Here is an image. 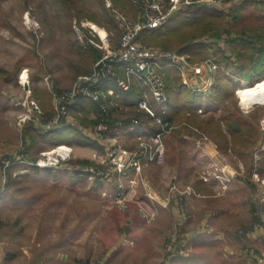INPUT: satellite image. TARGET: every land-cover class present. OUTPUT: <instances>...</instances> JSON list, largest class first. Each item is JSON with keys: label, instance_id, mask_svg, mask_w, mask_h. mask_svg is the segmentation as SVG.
<instances>
[{"label": "rangeland", "instance_id": "1", "mask_svg": "<svg viewBox=\"0 0 264 264\" xmlns=\"http://www.w3.org/2000/svg\"><path fill=\"white\" fill-rule=\"evenodd\" d=\"M188 1L190 7H207L214 2L215 8L226 10L224 23L201 39L211 41L217 37V43L227 55L230 53L224 40L230 33L256 36L259 45L264 46V5L242 3L236 6L238 10L229 11L238 0ZM139 3L135 6L138 11L143 2ZM112 6L130 20L137 16L126 7ZM113 16L105 0H0V170L3 162L20 150H25V162L29 163L40 160L42 152L56 157L53 152L58 146L70 150L69 158L59 161L58 166L38 168L24 162L8 167L5 175L10 176V183L4 190L1 186L6 179L0 172V248L12 264H141L147 260L153 242L150 238L153 234L146 228L157 222L159 210L167 207L166 210L172 211L176 207L167 217L171 234L166 238L161 236L163 251L166 257L169 251L171 257L170 251H176L174 247L178 245L177 237L192 233L203 218L200 215L216 206L226 208L228 204L225 196L214 195L213 200L212 194L203 199L193 191L186 204L179 205L183 196L177 193L194 187L199 176L207 171L208 160L200 159L197 145L202 143L205 148L218 149L227 164L238 166L242 178L248 177L249 164L263 165L264 103L245 106L242 98L246 91L264 85V80L252 85L249 80L238 78L227 82L221 74H216L215 79L219 77L222 83L226 82L228 92L233 90V95L214 103L199 93L203 114H179L173 121L174 129L161 140L160 159L140 165L138 176L131 171L118 173L108 162L109 155L116 150H139L135 139L131 148L127 144L122 148H99V138V142L85 139L90 148H82L84 142L77 143V140L69 146L44 141L47 133L42 132L39 125H46L53 117L48 118L46 114L52 111L55 114L56 97L68 93L75 80L89 74L95 64L96 48L80 45L74 26L89 22L105 29L112 45H116L121 33ZM153 48L167 50V47ZM95 51L100 54L98 49ZM191 65H199V62ZM23 73L25 86L21 84ZM166 73L172 74L173 70L167 69ZM240 82L238 93L233 83ZM169 95L170 106L179 105L181 96ZM130 99L136 102L138 96ZM122 113L120 118L140 113L141 123L148 120L137 108H124ZM223 118L229 121L224 122ZM68 121L95 127L90 113H71L62 123ZM227 122L237 123L233 124L235 133L229 131ZM33 135L37 138L32 139ZM224 149L230 151L223 153ZM261 158L262 163L254 165L257 163L254 161ZM183 172L186 175L180 177ZM250 176L253 186L260 189L257 202L260 203L264 196V174ZM174 182L179 185L172 186ZM148 194L156 195L159 200L167 196L179 200L172 207H158L149 201ZM150 208L154 210L152 215L144 214L151 211ZM161 222V225L168 224ZM244 230L247 229L239 234ZM126 242L134 244L130 246ZM118 247L119 250L125 247L120 254L114 251ZM224 249L209 241L194 243L193 239L184 247L189 257L200 254L204 255L202 259L220 258Z\"/></svg>", "mask_w": 264, "mask_h": 264}, {"label": "built area", "instance_id": "2", "mask_svg": "<svg viewBox=\"0 0 264 264\" xmlns=\"http://www.w3.org/2000/svg\"><path fill=\"white\" fill-rule=\"evenodd\" d=\"M134 6L139 5L142 1L141 9L138 11L134 20H130L120 11L114 10L111 1L105 0L107 9L111 10L114 15L118 30L121 35L116 45H112L111 36L105 29H100L89 22H82L74 26L77 40L80 45H88L100 51V57L95 62L92 71L78 77L71 90L65 94H59L54 103L55 114L46 123L39 125L44 133H48L55 129L57 125L70 118V112L77 103L78 99L86 100L93 110V116L97 124L95 126V134L99 139L110 136L109 148H122L118 142L120 133L132 132L134 129H145L143 133L134 136L139 150L133 152H125L124 150L115 151L109 155V164L114 166L118 173L131 171L135 175L141 171L142 166L152 162H157L162 155V138L169 134L173 129V124L166 121L169 116L170 100L167 96L166 79L171 77L166 73L167 69H172L180 74L182 85L187 87L193 93L208 94L212 87V81H208L201 89L192 88L188 80L189 60L187 56L180 54L178 51L147 48L138 42V36L142 31H153L164 26L168 20L176 14L180 8L191 5L188 0H129ZM264 1V0H258ZM214 2L208 4V8H215ZM207 66L208 72L213 73L217 70V66L211 59L202 62ZM198 65H194L196 69ZM112 83V86H106V82ZM108 82V83H109ZM101 87V88H100ZM133 89L137 90L138 100L125 104V97L132 96ZM132 105V106H131ZM137 108L145 114L148 119V125L141 123L137 119L129 122L125 129L120 122L115 124V128L111 129L108 120L111 115H121L124 108ZM197 115L203 114L202 110L196 111ZM152 131V133H149ZM65 148L58 146L57 150ZM197 148H203V144H198ZM68 150V149H67ZM69 152L65 157L57 155L52 157L51 154L40 153V160L37 162H25L27 158L24 150L13 157L5 160L0 170L3 179V185L7 184V176L5 170L16 163H28L38 168H49L58 166L59 161L69 158ZM43 160V161H42ZM92 172L91 170H88ZM210 174L206 172L200 175L203 182H208ZM218 178V177H217ZM223 182L220 189L215 193L216 197L224 195L225 185L228 183L226 179H220ZM2 189V190H3ZM174 193V188L171 189ZM181 196L188 198L194 192L187 187L183 192H179ZM182 197V198H183ZM147 198L150 202L157 204L154 198L148 194ZM168 201V198L167 200ZM264 196L260 203L255 205L253 231H261L264 237ZM151 211L144 213L150 216ZM249 232L242 231L241 236H246ZM264 242V239H262ZM185 243L178 244L176 251H170L171 257H178L185 254ZM170 249V248H169ZM246 255L255 256L253 249L245 250Z\"/></svg>", "mask_w": 264, "mask_h": 264}, {"label": "crops", "instance_id": "3", "mask_svg": "<svg viewBox=\"0 0 264 264\" xmlns=\"http://www.w3.org/2000/svg\"><path fill=\"white\" fill-rule=\"evenodd\" d=\"M247 1H250V0H238L237 2H234V4L230 6L229 11L233 8H237L236 6L238 5L240 6V4L242 3L244 4ZM251 1H255V0H251ZM193 3L195 4L196 1ZM259 3H262V1H260ZM261 5H264V4H261ZM217 9H220V8H217ZM221 9L223 10L224 14L225 13L227 14L224 8H221ZM217 42L218 41H214V40L207 42L210 45V49H207L206 51L207 57L204 60L199 61V65L196 67V69H194V67L190 63V67L187 70L189 84L190 86H192V88L194 87L197 89H201L204 86V84L208 81V79L212 81L213 87L211 91L208 94H205V95L202 94L203 96H208L209 100H210V97H211V94L214 88L216 87V81L219 78L218 77L217 79H215V75L221 74L222 72V66L217 63L214 53L220 49V51H224L225 56L229 57V55L226 54L224 49L221 50V47L219 46V43ZM214 45L218 46V48L215 50L213 47ZM208 59H211L213 63L217 66V70L213 73H209L207 66L203 65L202 63ZM174 73L178 75L179 82L182 85L180 74L174 70L172 74H168L171 77V80L166 79L165 83H166V86L168 84L170 85V89L172 93L179 95L178 91L175 89L176 82H175V77L173 76ZM108 82H106L105 85L107 87L112 86V83L110 82L108 83ZM184 88L187 91L191 92L187 87L184 86ZM133 95H138L136 89H133L132 96L125 97L124 101L126 105L127 103L131 102L130 98L133 97ZM195 95L199 98L202 97L198 93H196ZM167 96L168 98L170 97V95L168 94V87H167ZM85 103H88V102L85 101L83 102V104L74 106L70 114L75 113V114H86V115L88 114L89 115L90 113L92 115V119L96 126L97 121H95V118L93 116L92 106L88 104L90 106L89 107ZM173 107L175 106L172 104L169 109V115L172 113L171 109ZM82 110H85V111H82ZM197 110H202V109L200 107ZM186 113L188 114L189 112H186ZM190 114H193V113H190ZM139 116L141 117L140 113H137L131 118L124 119V118H120V115H111L108 120V124H109V127L113 129L115 128V124L120 122L124 125V127L122 128L125 129L131 120L133 119L138 120ZM142 123L145 124V126H147L148 120ZM64 125L78 132L81 135V137H83V139H88V140L90 139L93 142H96V141L99 142L97 139L98 137L95 134V127L94 128L92 126L88 127L87 125L79 121H75V122L68 121ZM144 131L145 129L136 128L132 132H128L125 134L120 133L118 135L117 144H119L121 147H124L127 144V147L131 148L133 145H135L134 136L139 133H143ZM149 133H152V131H149ZM105 137H106V141L103 138L99 139L101 141V143L99 142V148H109L110 136L109 137L105 136ZM27 145L28 144L26 143L25 146ZM82 148H90V147L86 143L83 145ZM226 149L223 150V153L230 151V150L226 151ZM197 153L199 154V157L201 156L200 159L204 158L208 160L207 161L208 162L207 171L205 172L207 174H210L211 176L209 178V181L206 183L203 182L199 176L197 181L193 184L194 187H190V186L189 187L196 194L200 195L198 198L202 197L203 199H206L210 196L212 197V194H213L212 199L214 200L215 192L218 189H220V187L223 184V182L220 181V179L222 178L226 179L228 180V183L225 185L226 191L224 192L223 196H225V198L228 199V204L226 205V208H222V206H219V207L216 206V207H213L210 211L204 212L203 215H200V216H203V218L200 219V223L197 225V227L195 226V230L192 233L187 234L186 236L180 235V237H177L176 241L178 243L176 242V245L181 244V243L186 244L191 239H193L194 243H196L197 241L198 243L199 242L203 243V241H209V242H213L216 245L218 244V246L225 247L224 254L222 255V257L223 256L224 257L223 258L220 257V258L202 259L204 255L202 256L199 254V255H194V256L189 257V255L185 253L182 256L171 258L169 256L170 255L169 251L167 253L168 256L166 257V252L163 251V247H162L163 241H162L161 236L166 238L167 235L171 234L170 233L171 228H170L169 220H167V217H169L172 214V212L175 211L176 207L173 208L174 210L172 209V211H169V210H166L168 208L165 206L168 205V207L170 206L172 207L173 206L172 204L178 201L179 198H170L168 199L169 203H165L168 196L166 198L164 197L165 199L163 198L159 200L160 198L153 194L152 197L154 198L158 207L162 205L165 208H164V211L162 209L159 210L160 212H159V217H158L157 222L154 223L153 225H149L146 228L148 229L149 233L153 234L152 236H150V238H153L152 239L153 242L151 241L152 244H151L149 252L147 253V260L141 264H145V263L146 264H214V263L215 264H264V242L262 240L264 239L263 233L261 231L252 230V225L254 223L255 205L257 204L258 199H259L260 189L257 187H254L250 180L251 178L250 174L251 175L257 174L258 176L259 174H264V161L262 163V158L258 159V161L256 160L254 161V162H257L254 165L256 164L259 165L260 163H262L263 165H261L260 167L252 166L251 164H249L248 167H246V164L244 163L246 170H248V172L250 173H248V177L242 178L241 174L238 172V169H237L238 166L227 164L224 160L223 155H221L218 149L205 148L203 146V148H197ZM255 168L256 170L254 171ZM183 173L184 174H182V176L180 177H183L186 175V172H183ZM8 184H6L4 188H7ZM173 185H179V184L177 182H174L172 186ZM212 199H210V201ZM187 200H188L187 198L181 197L180 200L178 201L179 205L183 206L184 204H186ZM196 212L197 214H199V212L201 213L200 208H198ZM225 218H231V219L225 220ZM162 220L165 221L164 223H168L169 225L168 224L161 225ZM243 229H247L244 231L249 232V234H247L246 236H240L239 232ZM126 243H129V245L131 244L130 246L134 244L133 242L132 243L126 242ZM124 248L125 247L123 248L120 247V250H119V247H118L117 249L115 248L114 251L116 252V254H120V252H122ZM249 249L254 250L255 256H252V255L248 256L245 254V250H249ZM0 264H12L11 259H9V257H7L2 252L1 248H0Z\"/></svg>", "mask_w": 264, "mask_h": 264}, {"label": "trees", "instance_id": "4", "mask_svg": "<svg viewBox=\"0 0 264 264\" xmlns=\"http://www.w3.org/2000/svg\"><path fill=\"white\" fill-rule=\"evenodd\" d=\"M110 1L112 4H118L119 6L130 9L133 11V15L138 13L137 7L131 4L129 0ZM249 3L257 4L259 6L262 4L251 0L244 4ZM234 9L238 10L237 8L231 10ZM225 18L226 15L222 9L208 8L205 6H187L184 10H179L173 15L164 26L153 31H142L138 36V42L147 48H153V46L167 47L165 49L175 50L180 54L187 56L190 63L199 62L207 57L206 51L207 49H210V45L207 43L209 39L203 40L201 38L207 34H212L218 26H221L224 23ZM227 36V39L224 41H226V45L229 49V57L225 56L224 51H220V49L217 51L219 52V55H216V53L214 54L218 57L216 58L217 63L222 66L221 75L226 78L227 82H231L230 80L234 81L233 78H238L239 80L244 81L249 80L251 85L252 82H262L264 80V46L259 45V38L250 35L234 36L231 35V33ZM216 39L217 37L212 38V41H217ZM89 48L93 49L94 47L90 46ZM95 50L94 63L100 57L99 52L97 51L98 53H96ZM245 71L247 72L246 74H244ZM174 77L176 82L175 89L178 91L179 96H181V101L179 105L171 109L172 113L166 119L170 124H172L174 119L182 112L195 114V111L202 107L201 98L197 97L194 93L187 91L184 86L180 84L179 77L176 73H174ZM225 83H222L220 78L217 79L216 87L210 97L212 102L216 103L222 97L233 95V90L228 92L229 90ZM241 84V82L233 83L236 88L235 90H239L238 93L240 92ZM167 87L168 94H172L169 84ZM83 102H85L83 99H78L75 106L83 104ZM46 115H48V118L52 117L53 111ZM227 119L228 118H223V121H229ZM228 124H230L228 127L229 131L231 130L232 134L235 133L233 124L237 123L230 122ZM34 135L31 137L32 139L36 137ZM43 137L44 141H50L65 146L75 143V140H77V143L78 141H81L82 143L84 142V144L88 142L83 139L78 132L66 127L62 122ZM9 180L10 176L7 175V184L9 183Z\"/></svg>", "mask_w": 264, "mask_h": 264}, {"label": "bare ground", "instance_id": "5", "mask_svg": "<svg viewBox=\"0 0 264 264\" xmlns=\"http://www.w3.org/2000/svg\"><path fill=\"white\" fill-rule=\"evenodd\" d=\"M26 22L28 23L29 22V19L28 17H26ZM25 73L22 74L21 76V84L23 86L26 85V82H25ZM245 103V106H249V105H252V104H263L264 103V85H260V86H257L255 89H250L249 91H246L244 94H243V98H242V103ZM264 124V122H263ZM69 151L66 149V148H62V149H59V150H56L55 152H53V154H57V155H60L62 157H65L67 155Z\"/></svg>", "mask_w": 264, "mask_h": 264}]
</instances>
